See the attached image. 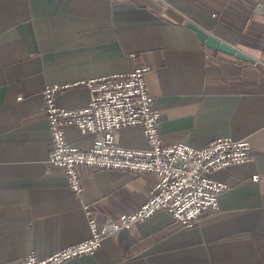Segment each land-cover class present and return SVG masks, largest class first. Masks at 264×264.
I'll list each match as a JSON object with an SVG mask.
<instances>
[{
	"label": "crops",
	"instance_id": "1",
	"mask_svg": "<svg viewBox=\"0 0 264 264\" xmlns=\"http://www.w3.org/2000/svg\"><path fill=\"white\" fill-rule=\"evenodd\" d=\"M189 20L252 59L207 46ZM136 65L151 66L145 80L164 143L246 137L251 157L213 173L228 187L193 225L158 210L61 264H264V0H0V264L89 236L85 204L103 221L147 199L157 174L87 165L78 168L83 189L75 194L47 161L51 133L41 110L47 83ZM88 98L77 84L57 103ZM65 132L80 148L92 143L74 124ZM118 138L147 146L138 125Z\"/></svg>",
	"mask_w": 264,
	"mask_h": 264
},
{
	"label": "built area",
	"instance_id": "2",
	"mask_svg": "<svg viewBox=\"0 0 264 264\" xmlns=\"http://www.w3.org/2000/svg\"><path fill=\"white\" fill-rule=\"evenodd\" d=\"M150 65H136L126 72H112L75 82H52L42 90L41 110L49 124L52 148L49 162L62 168L70 188L77 194L83 186L78 166L122 168L133 172L151 171L158 175L150 194L134 211L109 218L104 223L88 216L90 236L63 246L39 258L34 252L15 264H61L74 256L97 250L104 236L130 228L159 209H165L175 220L191 226L210 207H215L219 194L228 187L213 173L251 157L248 138L218 136L202 146L186 142L164 143L159 132L160 113L149 93L145 73ZM85 84L90 90L88 101L79 106H63L56 101L59 91L72 84ZM75 124L81 132L93 134L92 145L79 148L68 141L65 125ZM127 125L142 127L147 146L125 147L119 144L118 130ZM258 174L252 179L258 180ZM86 212L90 210L85 206Z\"/></svg>",
	"mask_w": 264,
	"mask_h": 264
},
{
	"label": "water",
	"instance_id": "3",
	"mask_svg": "<svg viewBox=\"0 0 264 264\" xmlns=\"http://www.w3.org/2000/svg\"><path fill=\"white\" fill-rule=\"evenodd\" d=\"M187 25L193 28L198 37L205 42V44L213 49L224 51L230 54H234L241 58L252 59L247 53H245L241 48L227 42L224 39L219 38L214 33L209 31L207 28L201 26L200 24L189 20Z\"/></svg>",
	"mask_w": 264,
	"mask_h": 264
},
{
	"label": "rangeland",
	"instance_id": "4",
	"mask_svg": "<svg viewBox=\"0 0 264 264\" xmlns=\"http://www.w3.org/2000/svg\"><path fill=\"white\" fill-rule=\"evenodd\" d=\"M150 68H151V66H150ZM150 68H149V69H150ZM149 69H148V70H149ZM148 70H147V71H148ZM147 71H146V72H147ZM125 72H126V71H125ZM145 74H146V73H145ZM102 75H103V74H102ZM76 81H77V80H76ZM74 82H75V81H74ZM51 83H52V82H51ZM64 83H65V82H64ZM70 83H72V82H70ZM47 84H48V83H47ZM80 84H82V83H80ZM45 85H46V84H45ZM45 85H44V86H45ZM72 85H77V84H72ZM84 85H85V84H84ZM70 86H71V85H70ZM85 86H86V85H85ZM68 87H69V86H68ZM86 87H87V86H86ZM43 88H44V87H43ZM87 88H88V87H87ZM65 89H66V88H65ZM88 89H89V88H88ZM42 90H43V89H42ZM62 90H64V89H62ZM62 90H61V91H62ZM61 91H59V92L57 93V96H58V94H59ZM57 96H56V101H57ZM89 96H90V90H89ZM88 99H89V98H88ZM87 101H88V100H87ZM87 101H86V102H87ZM86 102H85V103H86ZM85 103H84V104H85ZM59 105H60V104H59ZM81 105H83V104H81ZM63 106H64V105H63ZM78 106H79V105H78ZM43 114H44V113H43ZM44 115H45V114H44ZM47 122H48V121H47ZM67 125H68V124H67ZM74 125H75V124H74ZM48 126H49V124H48ZM65 126H66V125H65ZM75 126H76V125H75ZM127 126H133V125H127ZM138 126H139V125H138ZM123 127H125V126H123ZM77 128H78V127H77ZM121 128H122V127H121ZM121 128H120V129H121ZM78 129H79V128H78ZM120 129L118 130V134H117L118 142H119V138H118V136H119V131H120ZM49 130H50V129H49ZM50 133H51V132H50ZM83 133H90V132H83ZM143 133H144V132H143ZM91 134H92V133H91ZM65 135H66V132H65ZM144 136H145V135H144ZM66 138H67V137H66ZM68 141H69V140H68ZM69 142L71 143V141H69ZM92 142H93V134H92ZM119 144H120V142H119ZM51 145H52V136H51ZM73 145H74V144H73ZM91 145H92V143H91ZM91 145H90V146H91ZM75 146H76V145H75ZM90 146H89V147H90ZM122 146H123V145H122ZM77 147H78V146H77ZM89 147H88V148H89ZM125 147H127V146H125ZM51 148H52V147H51ZM79 148H80V147H79ZM82 149H87V148H82ZM50 151H51V150H50ZM49 153H50V152H49ZM48 156H49V155H48ZM47 161H48V163H50L49 160H48V158H47ZM50 164H51V163H50ZM51 165H52V164H51ZM82 165H86V164H81V165H79V166H82ZM53 166H54V165H53ZM79 166H78V168H79ZM87 166H89V165H87ZM55 167H56V166H55ZM90 167H93V168H103V167H96V166H90ZM58 168H60V167H58ZM60 169L62 170V168H60ZM111 169H122V168H111ZM123 170H128V169H123ZM62 171H63V170H62ZM130 171H131V170H130ZM63 172H64V171H63ZM78 172H79V170H78ZM144 172H151V171H144ZM137 173H138V172H137ZM152 173H154V172H152ZM155 174H156V173H155ZM79 175H80V173H79ZM66 176H67V175H66ZM80 178H81V176H80ZM67 180H68V178H67ZM156 181H157V180H156ZM81 183H82V181H81ZM68 184H69V182H68ZM152 186H153V185H152ZM69 187H70V186H69ZM70 189H71V188H70ZM150 189H151V188H150ZM71 190H72V189H71ZM72 191H73V190H72ZM73 192H74V191H73ZM149 192H150V190H149ZM74 193H75V192H74ZM75 194H77V193H75ZM79 194H80V193H79ZM149 194H150V193H149ZM148 197H149V195H148ZM148 197H147V198H148ZM141 204H142V202H141ZM141 204H140V205H141ZM140 205H139V206H140ZM85 206H87L88 209L90 210V214H88V213L86 212V208H85ZM139 206H138V207H139ZM138 207H137V208H138ZM137 208H136V209H137ZM136 209H134V210H136ZM84 210H85V213H86V215H87V220H88V216L91 215V216H92V217L98 222V224H102V223H104L107 219H109V218H116V217L119 215V214H118V215L113 216V217H112V216H111V217H107V218H105L103 221H99V220L93 215L92 209H91L87 204L84 205ZM134 210H132V211H134ZM159 210H165V209H159ZM132 211H130V212H132ZM157 211H158V210H157ZM157 211H156V212H157ZM166 211H167V210H166ZM123 213H129V212H123ZM154 213H155V212H154ZM154 213H153V214H154ZM169 213H170V212H169ZM120 214H122V213H120ZM153 214H152V215H153ZM170 214H171V213H170ZM152 215H150V216H152ZM171 215H172V214H171ZM150 216H149V217H150ZM149 217H147V218H149ZM147 218H145V219H147ZM173 218H174V217H173ZM145 219H143V220H145ZM140 221H142V220H140ZM140 221H138V222H140ZM138 222H137V223H138ZM135 224H136V223H135ZM135 224H134V225H135ZM134 225H133V226H134ZM88 226H89V222H88ZM133 226H132V227H133ZM132 227H130V228H132ZM122 229H127V228H122ZM89 230H90V226H89ZM119 230H120V229H119ZM117 231H118V230H117ZM117 231H116V232H117ZM114 233H115V232H114ZM114 233H112V234H114ZM90 234H91V230H90ZM90 234H89V236H90ZM112 234H109V235H112ZM106 236H107V235H106ZM87 237H88V236H87ZM104 237H105V236H104ZM104 237H103V238H104ZM85 238H86V237H85ZM83 239H84V238H83ZM80 240H81V239H80ZM102 240H103V239H102ZM78 241H79V240H78ZM76 242H77V241H76ZM72 243H75V242H72ZM72 243H70V244H72ZM101 243H102V241H101ZM67 245H69V244H67ZM65 246H66V245H65ZM100 246H101V245H100ZM60 248H61V247H60ZM99 248H100V247H99ZM99 248H98V249H99ZM58 249H59V248H58ZM58 249H57V250H58ZM55 251H56V250H55ZM95 251H96V250H95ZM95 251H94V252H95ZM29 252H34V253L36 254V252H35L34 250H31V251H29ZM29 252H27L23 257H25ZM53 252H54V251H53ZM53 252H52V253H53ZM92 253H93V252H92ZM50 254H51V253H50ZM83 254H85V253H83ZM36 255H37V254H36ZM48 255H49V254H48ZM79 255H81V254H79ZM37 256H38V255H37ZM46 256H47V255H46ZM23 257H21V258H23ZM38 257H39V258H43V257H45V256H42V257L38 256ZM74 257H75V256H74ZM21 258H19V259H21ZM19 259H17V260H19ZM17 260H16V261H17ZM16 261H15V262H16ZM65 261H66V260H65ZM65 261H64V262H65ZM62 263H63V262H62ZM14 264H15V263H14Z\"/></svg>",
	"mask_w": 264,
	"mask_h": 264
}]
</instances>
